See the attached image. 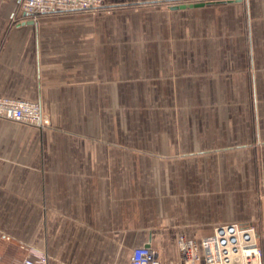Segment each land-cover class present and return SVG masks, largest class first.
Segmentation results:
<instances>
[{
  "label": "crops",
  "instance_id": "1",
  "mask_svg": "<svg viewBox=\"0 0 264 264\" xmlns=\"http://www.w3.org/2000/svg\"><path fill=\"white\" fill-rule=\"evenodd\" d=\"M163 1L165 10L147 12L154 30L146 40L157 48L129 51L132 57L146 53L153 79L130 88L132 104L143 98L148 105L180 106V136L194 139L197 154L212 155L211 168L232 172L227 192L214 186L210 198L194 206L190 223L182 221L185 208L170 200L167 209L165 202L173 214L160 226L148 212L155 204L141 197L139 179L115 172L138 164L125 165L121 151L106 145L107 106L122 103L129 87L120 76L108 83L102 31L109 22L95 17L103 10L46 15L33 23L21 13V0H0V97L38 101L51 122L74 123L82 137L10 132L13 122L0 120V264H10L17 246L21 260L25 246L45 252L48 264H128L117 251L145 245L161 264H180L179 235L198 240L231 223L256 224L264 264V0H249L258 19L255 101L240 1L104 0L105 7ZM186 4L198 6L172 8Z\"/></svg>",
  "mask_w": 264,
  "mask_h": 264
},
{
  "label": "rangeland",
  "instance_id": "2",
  "mask_svg": "<svg viewBox=\"0 0 264 264\" xmlns=\"http://www.w3.org/2000/svg\"><path fill=\"white\" fill-rule=\"evenodd\" d=\"M236 1H240L243 7L240 28L243 33V44L248 53L247 75L251 86V98L255 101L256 67L253 54L256 48L254 41L255 20L258 19L249 8V0ZM167 6L169 4L165 1L143 4L127 3L115 7H106L100 15L95 16L104 21L107 19L109 22L106 31H102L108 37V83L115 85L120 76L124 79L123 85L129 87L128 90L124 89L122 103L117 100L116 104L111 103L107 106L106 145L109 149L121 151L119 155H121L120 158L125 162V165H129L131 162L138 164V169L130 168L115 172L125 179H139L141 197L156 206L154 209H148V212H150L149 214L155 213V217L162 227L169 225L167 220L169 215L173 214L170 213V210L165 209V202H168L167 209L173 205H171L172 202L176 203L177 208L180 205L185 208L184 215L186 216L182 218V221L190 223V220L196 217L194 206L197 202L201 198H210L213 187L215 186L217 189L218 183L219 192H227L226 180L229 173L232 175V172L228 170L211 168L212 155L197 154L194 149V139L180 136L178 132L180 126L185 125L180 121V106L148 105L143 98H140L138 104H132L130 88L133 85L139 87L145 81L153 79L148 76L147 60L149 59L146 53L132 57L129 51L140 50L145 52L151 48H157L153 43L146 40L149 32L154 30V18L149 17L147 12L162 11ZM150 19L151 22L149 23ZM174 31V33H178L177 24L174 26ZM121 35L124 36V41L120 40ZM164 44L161 43V45ZM175 44L180 45L178 41ZM191 44L194 46V43ZM117 51L124 54H115ZM135 79L138 80L133 84L132 80ZM139 91L142 92L141 89ZM112 101L116 102V100ZM43 114L48 118V126L45 129L39 130L21 123L8 121L13 122L8 127V131L19 129H35L45 132L60 131V133L68 136L80 137V134L77 135L78 132L74 131V123H60L58 126L57 123L50 121L47 113L43 112ZM168 135H172V138L165 137ZM168 140L171 142L170 148L168 147L170 145ZM175 208L171 209L174 210ZM141 211V215H144L143 210ZM252 225L256 228L259 243L262 244L263 238L261 236L263 237V235L258 233L256 224ZM117 252L127 261L131 251L121 250ZM9 256L10 264H18L22 258V250L19 246L13 247Z\"/></svg>",
  "mask_w": 264,
  "mask_h": 264
},
{
  "label": "built area",
  "instance_id": "3",
  "mask_svg": "<svg viewBox=\"0 0 264 264\" xmlns=\"http://www.w3.org/2000/svg\"><path fill=\"white\" fill-rule=\"evenodd\" d=\"M104 0H21L20 11L31 22L46 15L95 13L104 10ZM0 120L13 121L45 129L48 118L38 101L0 97ZM180 264H263L256 228L252 224L231 223L214 227L210 235L198 240L177 237ZM26 254L20 264H48V255L22 246ZM128 264H161L158 253L150 245L131 251Z\"/></svg>",
  "mask_w": 264,
  "mask_h": 264
},
{
  "label": "water",
  "instance_id": "4",
  "mask_svg": "<svg viewBox=\"0 0 264 264\" xmlns=\"http://www.w3.org/2000/svg\"><path fill=\"white\" fill-rule=\"evenodd\" d=\"M191 6H198V5H194V4H186V5H178V6H173L172 8L173 9H177V8H180V9H183V8H185V7H191ZM200 6H201V4H200Z\"/></svg>",
  "mask_w": 264,
  "mask_h": 264
}]
</instances>
